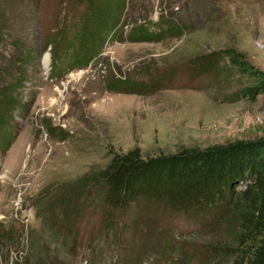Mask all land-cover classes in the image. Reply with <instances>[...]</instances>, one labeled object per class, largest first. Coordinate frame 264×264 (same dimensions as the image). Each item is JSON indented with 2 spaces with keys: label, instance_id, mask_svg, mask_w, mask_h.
Segmentation results:
<instances>
[{
  "label": "rangeland",
  "instance_id": "rangeland-1",
  "mask_svg": "<svg viewBox=\"0 0 264 264\" xmlns=\"http://www.w3.org/2000/svg\"><path fill=\"white\" fill-rule=\"evenodd\" d=\"M126 5L115 36L87 40L77 52L91 57L70 67L56 47L80 45L82 6L0 0V113L9 143L0 149V264L237 258L212 248L235 246L233 209L200 222L145 200L110 209L93 182L113 152L139 147L150 157L264 137V0ZM162 19L184 30L130 40L139 24L166 29ZM214 49L233 50L240 65L226 55L216 70L188 77L185 59ZM120 83L132 84L111 89Z\"/></svg>",
  "mask_w": 264,
  "mask_h": 264
},
{
  "label": "trees",
  "instance_id": "trees-1",
  "mask_svg": "<svg viewBox=\"0 0 264 264\" xmlns=\"http://www.w3.org/2000/svg\"><path fill=\"white\" fill-rule=\"evenodd\" d=\"M126 1L71 0L73 5L83 9L81 29L77 31V37L83 38L79 46L69 41L66 48L59 47L56 41V48L64 53L63 59L68 60L70 67L85 65L91 57L90 52H77L79 48L86 47L87 40L95 43L98 38L103 41L106 37L115 36L127 6ZM162 20L166 29L153 33L144 24H139L130 40L146 38L158 41L170 32L178 35L184 30L182 24L171 27L167 19ZM226 55H231V60L240 65L233 50L214 49L186 58L182 63L184 72L191 78L198 73H210L219 68ZM63 56H59L60 60ZM123 84L125 87H120V83L111 89L124 90L132 83ZM131 88L134 89L131 86L127 90ZM253 89H247L251 96ZM9 92L5 91L2 98L8 99ZM4 121L5 117L0 113L2 151L9 147L6 141L8 133L2 125ZM94 180L93 185L102 203L110 209H126L132 203L145 200L196 222L214 213L233 209L234 220L240 229L235 246L215 245L212 248L236 256L234 264H264V137L204 148H181L173 153L150 157H143L139 147L126 152H113ZM240 184L243 189L237 190Z\"/></svg>",
  "mask_w": 264,
  "mask_h": 264
},
{
  "label": "bare ground",
  "instance_id": "bare-ground-1",
  "mask_svg": "<svg viewBox=\"0 0 264 264\" xmlns=\"http://www.w3.org/2000/svg\"><path fill=\"white\" fill-rule=\"evenodd\" d=\"M49 59H50V56H46L45 64L47 63V65H48V63H49Z\"/></svg>",
  "mask_w": 264,
  "mask_h": 264
}]
</instances>
